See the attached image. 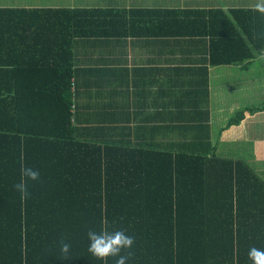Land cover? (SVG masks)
<instances>
[{
	"label": "trees",
	"instance_id": "obj_1",
	"mask_svg": "<svg viewBox=\"0 0 264 264\" xmlns=\"http://www.w3.org/2000/svg\"><path fill=\"white\" fill-rule=\"evenodd\" d=\"M229 14L0 7V264H102L86 233L118 228L135 240L128 264H252L249 250H264V180L252 166L202 151L208 139L175 153L132 125H84L74 104L76 37L169 26L209 37L215 65L264 53V14ZM24 166L40 172L26 196L14 188Z\"/></svg>",
	"mask_w": 264,
	"mask_h": 264
},
{
	"label": "crops",
	"instance_id": "obj_2",
	"mask_svg": "<svg viewBox=\"0 0 264 264\" xmlns=\"http://www.w3.org/2000/svg\"><path fill=\"white\" fill-rule=\"evenodd\" d=\"M258 2L0 0V7L222 10L229 14L256 11ZM169 28L146 30V35L76 37V121L105 127L132 125L143 132L140 138L146 142L175 153L187 142L208 139L212 147L207 144L202 151L212 154L216 147L218 156L244 160L260 176L262 170L254 165L264 163V110L247 113L239 125L224 127L237 111L264 106V53L248 61L215 65L209 37L178 36Z\"/></svg>",
	"mask_w": 264,
	"mask_h": 264
},
{
	"label": "clouds",
	"instance_id": "obj_3",
	"mask_svg": "<svg viewBox=\"0 0 264 264\" xmlns=\"http://www.w3.org/2000/svg\"><path fill=\"white\" fill-rule=\"evenodd\" d=\"M256 11L264 14V0H259L255 6ZM40 177L38 169L24 166L21 168V179L14 185L16 191L22 196L27 195V182L37 181ZM88 240V251L104 264L109 258H117L116 264H128L130 250L135 243L134 237L129 235L123 228L113 231H96L89 229L86 233ZM71 245L61 241L60 251L65 256L70 254ZM122 253H128L124 255ZM249 259L252 264H264V250L251 248L249 250Z\"/></svg>",
	"mask_w": 264,
	"mask_h": 264
},
{
	"label": "rangeland",
	"instance_id": "obj_4",
	"mask_svg": "<svg viewBox=\"0 0 264 264\" xmlns=\"http://www.w3.org/2000/svg\"><path fill=\"white\" fill-rule=\"evenodd\" d=\"M264 134V133H263ZM254 166H257V167H259L260 168V170H262L261 171V173H260V176L263 178V180H264V163H263V165L262 164H260V163H256V165H254ZM258 168V169H259Z\"/></svg>",
	"mask_w": 264,
	"mask_h": 264
}]
</instances>
